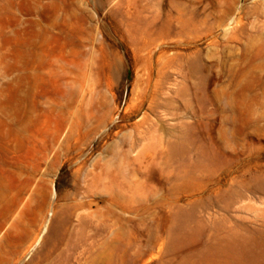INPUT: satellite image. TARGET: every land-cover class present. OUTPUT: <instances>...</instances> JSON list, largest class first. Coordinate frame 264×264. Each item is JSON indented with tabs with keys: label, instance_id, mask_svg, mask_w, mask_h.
Masks as SVG:
<instances>
[{
	"label": "rangeland",
	"instance_id": "obj_1",
	"mask_svg": "<svg viewBox=\"0 0 264 264\" xmlns=\"http://www.w3.org/2000/svg\"><path fill=\"white\" fill-rule=\"evenodd\" d=\"M0 264H264V0H0Z\"/></svg>",
	"mask_w": 264,
	"mask_h": 264
}]
</instances>
